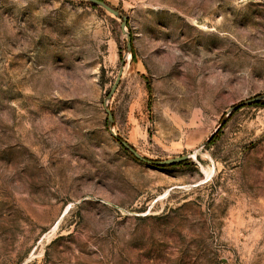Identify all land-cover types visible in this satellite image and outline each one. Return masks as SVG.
<instances>
[{
  "label": "rangeland",
  "instance_id": "obj_1",
  "mask_svg": "<svg viewBox=\"0 0 264 264\" xmlns=\"http://www.w3.org/2000/svg\"><path fill=\"white\" fill-rule=\"evenodd\" d=\"M103 1L134 60L86 1L0 0V264H264V106L200 147L264 95V0Z\"/></svg>",
  "mask_w": 264,
  "mask_h": 264
},
{
  "label": "water",
  "instance_id": "obj_2",
  "mask_svg": "<svg viewBox=\"0 0 264 264\" xmlns=\"http://www.w3.org/2000/svg\"><path fill=\"white\" fill-rule=\"evenodd\" d=\"M83 1H86L88 3L96 5L97 7L101 8L104 11H106L108 14L112 15L114 18L120 20V22H119V30H120L121 34L126 37V52L129 55H131V52H132L131 37H130L129 32L126 29L127 17L122 15L117 9L113 8L112 6H110L109 4H107L103 0H83ZM124 65H125L124 61H121L119 69H118V72H117V75H116V78L114 80V83L112 84V86H111L106 98L104 99V111H105V113L107 115V120H108L109 123L112 122V115H111L110 110L107 107V102L111 98L112 94L114 93V91H115V89H116V87H117V85L119 83V80L121 78V75H122V72H123V69H124ZM263 99H264V95L255 96L253 98L244 100V101H242V102H240L238 104H235V105L231 106L228 109L226 115L221 119V121H220L219 125L217 126V128L213 131V133L204 142H202L200 147H203L204 145L207 144V142L210 140V138L217 132V130L225 122L226 118L231 114L232 111H234L235 109H237L240 106L248 105V104H251V103H255V102H258V101L263 100ZM110 135L114 139L118 140L119 144L122 147L126 148L131 153L133 158H135L136 160H138V161H140V162H142V163H144L146 165H151V166H154V167L163 166V165H174L176 163H179V162H182V161H185V160L191 158L190 154H184V155L175 156V157H172V158H167V159L161 160V161H150V160H147L146 158H144L142 155H140L137 151H135L129 144H127V142L119 140V138L117 137V135L114 132L110 131Z\"/></svg>",
  "mask_w": 264,
  "mask_h": 264
},
{
  "label": "trees",
  "instance_id": "obj_3",
  "mask_svg": "<svg viewBox=\"0 0 264 264\" xmlns=\"http://www.w3.org/2000/svg\"><path fill=\"white\" fill-rule=\"evenodd\" d=\"M88 6H90V7H92L93 9H98V10H100V8L99 7H97L96 5H94V4H91V3H88V2H85ZM107 4H109L108 2H106ZM110 5V4H109ZM114 8V7H113ZM131 57H132V60H134V52H133V48H132V52H131ZM146 88H147V91H148V93L150 94L151 93V86H150V84H149V82L147 81V83H146ZM250 105H253V106H264V101H258V102H255V103H251ZM240 107H242V106H240ZM240 107H238L237 109H235V110H238ZM231 114H233V113H231ZM230 114V115H231ZM217 135H218V132H217V134L216 135H214V136H212L211 138H210V140L207 142V144H210V143H212L213 141H214V139L217 137ZM120 140V139H119ZM122 147V146H121ZM126 152H128L130 155H131V153L126 149V148H124V147H122ZM132 156V155H131ZM133 157V156H132ZM193 164V162L191 161V160H186V161H182V162H179L178 164H176V165H192ZM158 168H167V167H171V165H163V166H157Z\"/></svg>",
  "mask_w": 264,
  "mask_h": 264
}]
</instances>
